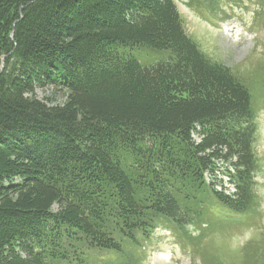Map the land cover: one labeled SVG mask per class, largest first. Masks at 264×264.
<instances>
[{
  "label": "trees",
  "instance_id": "obj_1",
  "mask_svg": "<svg viewBox=\"0 0 264 264\" xmlns=\"http://www.w3.org/2000/svg\"><path fill=\"white\" fill-rule=\"evenodd\" d=\"M252 111L172 0H0V264L139 252L162 222L199 220L207 194L248 211ZM219 163L233 195L214 188Z\"/></svg>",
  "mask_w": 264,
  "mask_h": 264
},
{
  "label": "rangeland",
  "instance_id": "obj_2",
  "mask_svg": "<svg viewBox=\"0 0 264 264\" xmlns=\"http://www.w3.org/2000/svg\"><path fill=\"white\" fill-rule=\"evenodd\" d=\"M173 1L188 36L204 56L229 68L250 93L256 128L254 180L257 187L253 204L246 211L248 217H237L234 224L214 220V211L211 214L207 208L202 211L199 220L195 218L186 228L166 231L162 230L166 227L162 222L147 237L140 239L143 248L139 252L125 249L123 255L110 259L107 256L94 264H264V0H203L224 21L248 23L250 29L256 28L255 38L246 36L242 43L233 41L236 34L228 35V32L215 28L203 18L198 12L203 7L202 0ZM196 2L201 8L196 9ZM155 58L157 55L149 52L145 61L148 63ZM37 95L52 104L63 101L60 93L51 90H39ZM227 165L219 163V179H224V188L220 184L214 185V188L233 195L234 185L223 175ZM207 196L205 199L212 200L209 194ZM180 232L185 239L174 235H181ZM122 240L128 244L126 239Z\"/></svg>",
  "mask_w": 264,
  "mask_h": 264
}]
</instances>
